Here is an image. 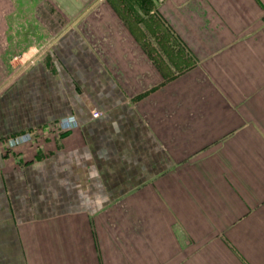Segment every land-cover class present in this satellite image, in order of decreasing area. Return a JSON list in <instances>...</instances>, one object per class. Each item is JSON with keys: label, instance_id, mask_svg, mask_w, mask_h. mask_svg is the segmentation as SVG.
<instances>
[{"label": "crops", "instance_id": "crops-1", "mask_svg": "<svg viewBox=\"0 0 264 264\" xmlns=\"http://www.w3.org/2000/svg\"><path fill=\"white\" fill-rule=\"evenodd\" d=\"M12 2L0 264H264V0H28L59 23L24 46ZM137 196L158 248L99 253Z\"/></svg>", "mask_w": 264, "mask_h": 264}, {"label": "rangeland", "instance_id": "rangeland-1", "mask_svg": "<svg viewBox=\"0 0 264 264\" xmlns=\"http://www.w3.org/2000/svg\"><path fill=\"white\" fill-rule=\"evenodd\" d=\"M27 1L28 0H17L16 4L12 2V4L8 3L5 5V13L9 18L6 23L10 29L16 30L13 34L17 36V40L19 39V37H21L22 46L30 43L33 37L35 38V40L38 39V41H43L42 39H46L45 29H47V27L56 28L59 23V21H47L46 15L48 13L52 14L53 12H55V7L46 4H30ZM135 3L136 13L137 10H139L142 14L147 15H150L151 12L150 16L157 13L154 5L158 4V0H136ZM34 13H38L41 20H36V18L33 17ZM142 14H134V17L136 19H139L141 18ZM150 26L152 28V34H154V37L156 36L155 38L158 40V23L156 21H153ZM39 29L43 31L38 34L36 33V30ZM161 34L165 35V33ZM161 37L164 38L165 36ZM163 38H161L162 43L167 45L168 39ZM145 40H147V38H145ZM121 195L119 197L120 202L124 201L125 198V196L121 197ZM134 200L135 205H132L131 210L129 208L125 209L120 207L118 213L113 214V218H116V223L114 221L112 227L110 226L109 222L111 216L108 215V219L106 221L104 220L103 228L101 230H96L97 236L107 238L112 237L118 239L117 245L103 244L102 246H97V251L99 253L102 251L104 253H110L111 251L114 252V249L118 248L119 254L133 252L135 254V257L141 259L144 253L155 252L154 249L158 248L157 245H149L144 243V239L146 240L148 236H151V238H153V236H157L158 230L157 228L154 229L152 227V224L151 229H149L148 226L144 225V214L142 212V196H137ZM114 224H117V227L114 226ZM137 263L138 262H135V264ZM139 263L141 264L142 262L140 261Z\"/></svg>", "mask_w": 264, "mask_h": 264}, {"label": "built area", "instance_id": "built-area-1", "mask_svg": "<svg viewBox=\"0 0 264 264\" xmlns=\"http://www.w3.org/2000/svg\"><path fill=\"white\" fill-rule=\"evenodd\" d=\"M98 113L97 112H93V114H92V116L94 117V118H96V117H98Z\"/></svg>", "mask_w": 264, "mask_h": 264}]
</instances>
